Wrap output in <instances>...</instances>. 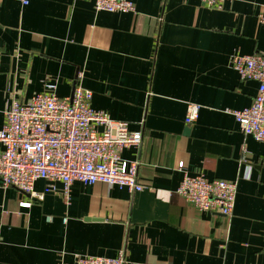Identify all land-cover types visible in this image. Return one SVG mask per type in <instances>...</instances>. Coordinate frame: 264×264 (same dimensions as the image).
Masks as SVG:
<instances>
[{"label": "crops", "instance_id": "obj_1", "mask_svg": "<svg viewBox=\"0 0 264 264\" xmlns=\"http://www.w3.org/2000/svg\"><path fill=\"white\" fill-rule=\"evenodd\" d=\"M131 1L135 11L109 12L94 0H0V130L14 100L71 96L81 83L94 109L142 130L122 157L140 160L144 186L75 181L65 201L62 182L46 190L39 179L29 194L0 178V264H75L122 248L125 264H264V143L229 112L258 92L231 57L264 52V0ZM189 103L200 105L192 124ZM185 173L236 182L233 215L181 196Z\"/></svg>", "mask_w": 264, "mask_h": 264}, {"label": "built area", "instance_id": "obj_2", "mask_svg": "<svg viewBox=\"0 0 264 264\" xmlns=\"http://www.w3.org/2000/svg\"><path fill=\"white\" fill-rule=\"evenodd\" d=\"M202 1L208 7L221 9L227 0ZM94 2L98 11L136 10L131 0ZM258 19L264 24V6ZM231 65L242 79L258 82V92L250 106L229 112L245 136L264 143V52H235ZM78 78L81 81L83 72L78 73ZM92 96V90L78 83L71 96L60 97L51 91L37 93L25 102L13 101L0 130V142L4 146L0 154V178L5 187L13 186L33 194L37 180L51 182L46 190H51L52 182L58 181L63 183L65 201L70 200L75 181L86 185L99 182L118 185L130 192L143 190L138 179L140 160L122 157L125 148L141 146L142 130H132L126 121L114 120L106 112L94 109ZM199 112V104L189 103L185 122H195ZM177 191L199 209L230 218L238 187L236 182L185 173ZM125 263V248L116 257L85 255L75 261V264Z\"/></svg>", "mask_w": 264, "mask_h": 264}]
</instances>
